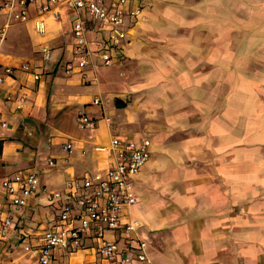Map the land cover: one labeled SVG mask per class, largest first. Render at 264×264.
<instances>
[{"label": "crops", "instance_id": "0c3cea01", "mask_svg": "<svg viewBox=\"0 0 264 264\" xmlns=\"http://www.w3.org/2000/svg\"><path fill=\"white\" fill-rule=\"evenodd\" d=\"M42 5L49 10L39 13ZM137 5L135 18L130 11ZM26 10V21L6 29L0 73L27 62L40 78L16 69L0 85L1 97L26 96L20 110L0 97L6 123L0 125V180L35 172L40 188L20 209L0 190L1 210L12 221L0 264H39L23 247L41 244L58 224L61 203L75 205L65 182L110 167L112 155L97 148L112 138L139 137L150 140V156L133 181L136 204L121 223H137L135 236L152 263L264 264V0L128 2L126 36L113 48L110 27L80 11L91 61L70 74L63 68L77 60L74 10L48 0ZM37 20L43 33L35 30ZM12 27L20 30L9 38ZM43 47L51 52L46 61ZM101 50L112 56L110 65L102 63ZM79 114L94 126L79 128ZM52 192L62 199L50 201ZM105 236L124 249L135 245L134 236L126 239L119 230ZM49 264L113 263L98 254L91 229L79 246L52 250Z\"/></svg>", "mask_w": 264, "mask_h": 264}, {"label": "built area", "instance_id": "2783aa9c", "mask_svg": "<svg viewBox=\"0 0 264 264\" xmlns=\"http://www.w3.org/2000/svg\"><path fill=\"white\" fill-rule=\"evenodd\" d=\"M37 0H2L0 10L5 15V23L0 27V45L6 36V29L12 22H24L27 20L26 7ZM136 0H110L108 4L104 0H48L55 6H67L74 10L75 16L71 26L74 40V50L77 54L76 61L66 62L63 71L70 74L75 70H81L91 61V52L87 47L86 30L79 17L80 11L98 21L101 25L109 26L108 42L110 48L117 47L126 36L124 25V6L128 2ZM49 10L47 5L39 7L38 12ZM57 11L53 15L57 16ZM141 8L137 5L130 11L132 17H138ZM37 33H43L42 21L35 22ZM44 61L51 57L48 48L41 49ZM99 57L104 65H110L112 56L106 50L99 52ZM18 69L26 73H32L33 79L38 80L40 74L34 72L29 63H21L18 66H5L0 73V85L4 76H11ZM1 97V96H0ZM6 102H14L15 109L23 107L25 94H6L1 97ZM0 98V99H1ZM95 104L100 100L95 99ZM94 120L84 114L76 116V124L79 128H90L94 126ZM2 127L5 122L0 121ZM151 142L146 137L136 140L120 141L112 138L107 148L98 147L99 151H106L113 157V163L103 171L87 174L81 179L67 180L64 184L65 195L72 198L75 205L69 202L60 204L58 224L46 230L42 235V242L38 246L24 245L23 251L26 255L37 259L39 264H49L52 259V250H68L77 247L80 243L82 233L94 230L97 241V252L101 258L113 264H153L148 253L146 243L135 236L137 223L130 220L122 224L121 218L125 209L136 204L134 195V178L144 166L150 156ZM63 149L70 153L72 144L67 142ZM48 164L53 161L49 159ZM40 188L39 176L35 172H18L11 177L0 180V190L5 194L9 205L15 209L24 207L27 199L35 195ZM60 192L48 194L50 201L62 199ZM0 202V244L12 227V221L8 215H4ZM79 221L78 226L73 225V220ZM119 230L127 239L135 241L134 247L125 245V249L119 247L115 241L106 238L105 231ZM134 236V237H133ZM133 237V238H132Z\"/></svg>", "mask_w": 264, "mask_h": 264}, {"label": "rangeland", "instance_id": "374dc122", "mask_svg": "<svg viewBox=\"0 0 264 264\" xmlns=\"http://www.w3.org/2000/svg\"><path fill=\"white\" fill-rule=\"evenodd\" d=\"M248 24H251V22H248ZM19 30H20V27H12V28H10L9 31H8V37L11 38L13 36V33H15L16 31H19ZM74 120H75L74 122L76 123V118Z\"/></svg>", "mask_w": 264, "mask_h": 264}, {"label": "trees", "instance_id": "16d2710c", "mask_svg": "<svg viewBox=\"0 0 264 264\" xmlns=\"http://www.w3.org/2000/svg\"><path fill=\"white\" fill-rule=\"evenodd\" d=\"M116 104H117L118 106H123V105H124V103H122V102H120V101H118V100H116Z\"/></svg>", "mask_w": 264, "mask_h": 264}]
</instances>
